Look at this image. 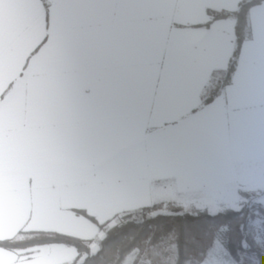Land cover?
Wrapping results in <instances>:
<instances>
[{
    "label": "crops",
    "instance_id": "obj_1",
    "mask_svg": "<svg viewBox=\"0 0 264 264\" xmlns=\"http://www.w3.org/2000/svg\"><path fill=\"white\" fill-rule=\"evenodd\" d=\"M243 1L0 0V242L57 233L95 254L97 223L121 213L219 215L264 190V1L231 81L203 104L236 42V19L214 15ZM79 256L0 246V264Z\"/></svg>",
    "mask_w": 264,
    "mask_h": 264
},
{
    "label": "trees",
    "instance_id": "obj_2",
    "mask_svg": "<svg viewBox=\"0 0 264 264\" xmlns=\"http://www.w3.org/2000/svg\"><path fill=\"white\" fill-rule=\"evenodd\" d=\"M264 0L243 1L233 13H219L214 18L234 17L237 21L236 42L233 55L226 72L213 75L203 94V104L211 103L231 81L237 67L242 44L246 38L248 13L253 6ZM221 75V76H220ZM251 198L250 194L242 193ZM162 205L156 204L117 215V224L97 223L103 234L100 249L91 253V242L57 233H23V240L0 242L8 249L41 244H64L74 247L79 258L71 264H125L127 259L138 251L143 263L135 260L132 264H202L214 246L216 234L227 228V243L233 255L242 264H264V251L249 231L256 215L253 207L241 211L227 210L219 215L206 211L188 212L182 207L168 206L162 212ZM260 212V210L258 211ZM264 214V208L261 210ZM86 256L83 260L80 258Z\"/></svg>",
    "mask_w": 264,
    "mask_h": 264
},
{
    "label": "rangeland",
    "instance_id": "obj_3",
    "mask_svg": "<svg viewBox=\"0 0 264 264\" xmlns=\"http://www.w3.org/2000/svg\"><path fill=\"white\" fill-rule=\"evenodd\" d=\"M251 198L243 196L241 201L236 204H232L228 209L234 211H241L245 207H253L256 218L251 222L249 231L254 235L257 243L261 246L264 251V214L261 210L264 208V190L259 192H250ZM162 205V212L168 211V206L182 207L185 211L190 212L191 209L183 207V205L176 203H159ZM227 209V210H228ZM260 210V212H258ZM192 212V211H191ZM117 224L115 221L113 225L109 227H114ZM138 251L134 252L126 261L125 264H132L135 260L143 263V257ZM207 261L209 264H242L241 260L238 261L237 258L233 255L231 249L228 247L227 243V228H222L216 234L214 241V246L210 249L207 255Z\"/></svg>",
    "mask_w": 264,
    "mask_h": 264
}]
</instances>
